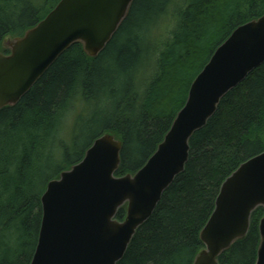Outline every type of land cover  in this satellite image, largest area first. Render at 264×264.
I'll return each mask as SVG.
<instances>
[{
	"label": "trees",
	"instance_id": "trees-1",
	"mask_svg": "<svg viewBox=\"0 0 264 264\" xmlns=\"http://www.w3.org/2000/svg\"><path fill=\"white\" fill-rule=\"evenodd\" d=\"M59 1L36 5L33 0H0V51L6 37L23 36ZM174 1L133 0L96 58H89L81 44L71 45L17 104L0 110V264H30L46 185L81 161L102 134L122 143L116 176L142 168L217 47L238 26L264 14V0H189L171 37L158 39L156 27ZM149 27L153 32H145ZM146 33L148 38L153 35L147 46ZM74 103L88 116L76 119L70 158L64 144L56 149L53 137ZM92 126L98 130L81 147L83 134ZM49 148L50 158L43 162ZM55 151L61 153L59 162L53 159ZM262 151L264 63L220 101L213 117L192 136L184 172L163 193L118 264H192L203 247L199 234L221 184ZM262 214L261 209L253 213L246 238L223 253L219 264L255 263ZM124 217L122 208L116 218Z\"/></svg>",
	"mask_w": 264,
	"mask_h": 264
},
{
	"label": "water",
	"instance_id": "water-1",
	"mask_svg": "<svg viewBox=\"0 0 264 264\" xmlns=\"http://www.w3.org/2000/svg\"><path fill=\"white\" fill-rule=\"evenodd\" d=\"M133 0H60L0 53V110L17 104L71 45L96 58L127 17ZM5 40V39H4ZM3 40V41H4ZM264 63V14L238 26L191 83L187 99L145 165L116 176L122 143L110 133L93 141L83 158L46 185L42 218L30 264H118L163 193L184 172L189 141L216 113L220 101ZM125 208L122 221L116 216ZM258 222L254 264H264V151L221 184L214 210L200 231L202 249L192 264H219Z\"/></svg>",
	"mask_w": 264,
	"mask_h": 264
},
{
	"label": "rangeland",
	"instance_id": "rangeland-1",
	"mask_svg": "<svg viewBox=\"0 0 264 264\" xmlns=\"http://www.w3.org/2000/svg\"><path fill=\"white\" fill-rule=\"evenodd\" d=\"M33 1H34V4L38 5L40 4L41 0H33ZM188 1L189 0H175L174 3L169 7L167 14L163 18V20L159 22L158 26L156 27L158 39L161 38V39L167 40L169 37H171L172 32H174L177 28V17L179 15V12H182L184 10ZM145 32H153V30L150 29L149 27ZM14 37L16 36L12 35V37L9 36L5 38V40L1 44L2 51H0V53L4 54L5 51H8L9 53V49L6 46L5 42L8 39L14 40ZM145 38H146V42H147L146 46H147V44L151 41V38L153 39V35L149 36L148 38V33H146ZM80 115H82L85 119L87 118L88 115H86L85 108L81 107V105L77 103H74L72 107L70 105L68 110L63 114L58 130L53 137L56 149H58V147L61 146V144H64L65 148L68 149L70 158H71V148H72L71 136L75 128L76 119ZM97 130H98L97 126H92L89 128V130L87 129L85 131L80 141L81 147L86 143L87 141L86 138L89 137L91 132H95ZM50 150L51 149L49 148L44 153L43 162H46L50 158V155H49ZM57 153L58 151H55L54 154L57 155V158L53 156V159L54 161L59 162L61 160V153H58V154ZM49 165H52V161H49ZM43 174L40 175L41 178ZM38 191H41V187L38 188Z\"/></svg>",
	"mask_w": 264,
	"mask_h": 264
}]
</instances>
